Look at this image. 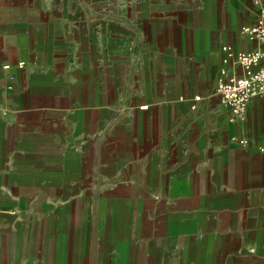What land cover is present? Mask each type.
Masks as SVG:
<instances>
[{"label":"crops","instance_id":"crops-1","mask_svg":"<svg viewBox=\"0 0 264 264\" xmlns=\"http://www.w3.org/2000/svg\"><path fill=\"white\" fill-rule=\"evenodd\" d=\"M260 7L0 0V264H264V96L216 88Z\"/></svg>","mask_w":264,"mask_h":264},{"label":"built area","instance_id":"built-area-1","mask_svg":"<svg viewBox=\"0 0 264 264\" xmlns=\"http://www.w3.org/2000/svg\"><path fill=\"white\" fill-rule=\"evenodd\" d=\"M259 2L260 0H254ZM242 30L251 38L256 39L260 46L250 51H241L237 54L239 65L243 72H231L227 68L221 69L217 77V91L221 100L232 109L233 116L245 117L248 103L254 96H264V7L259 9V17L254 24L243 25ZM231 50V46H225ZM21 65V62H18ZM5 69H10V64L3 65ZM10 79L14 78L13 73L8 74ZM12 87L11 84L8 85ZM195 100L200 96L195 95ZM143 107L145 105H142ZM196 107V102L192 104Z\"/></svg>","mask_w":264,"mask_h":264}]
</instances>
